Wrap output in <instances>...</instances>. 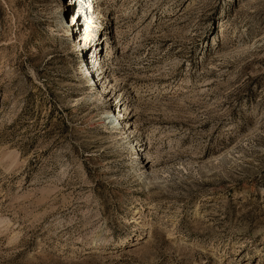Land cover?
Returning a JSON list of instances; mask_svg holds the SVG:
<instances>
[{
	"label": "rangeland",
	"instance_id": "374dc122",
	"mask_svg": "<svg viewBox=\"0 0 264 264\" xmlns=\"http://www.w3.org/2000/svg\"><path fill=\"white\" fill-rule=\"evenodd\" d=\"M71 1L0 0V264H264V0Z\"/></svg>",
	"mask_w": 264,
	"mask_h": 264
},
{
	"label": "bare ground",
	"instance_id": "6f19581e",
	"mask_svg": "<svg viewBox=\"0 0 264 264\" xmlns=\"http://www.w3.org/2000/svg\"><path fill=\"white\" fill-rule=\"evenodd\" d=\"M70 2H72L71 0H70ZM77 8H79V6L77 7ZM70 16H72L71 17V21H70V24L69 25H76V24H78V22H79V20H80V14H78V12H75V13H72ZM61 22H62V20H60V19H58V17L56 18V26L59 28V27H62V25H61ZM68 25V24H67ZM63 30V29H62ZM65 33V32H64ZM86 36H88V34L87 33H85V35H84V39H85V37ZM110 51H112V48H110V50H109V52ZM108 52V53H109ZM109 55V54H108ZM102 62V61H101ZM91 64H92V71L91 72H94V71H100V73H98V72H94V75L95 74H97V76H99L101 73H102V71L104 70V66L103 65H100V62L99 61H97V56L96 55H94V59H93V61L91 62ZM105 65V64H104ZM91 68V67H90ZM93 75V76H94ZM112 122V121H111ZM113 123V122H112ZM115 123V122H114ZM118 123H120V122H117V126H118ZM117 126H115V124L114 125H112V127L111 128H116ZM142 142V141H141Z\"/></svg>",
	"mask_w": 264,
	"mask_h": 264
}]
</instances>
